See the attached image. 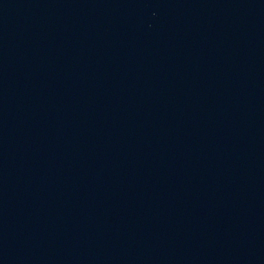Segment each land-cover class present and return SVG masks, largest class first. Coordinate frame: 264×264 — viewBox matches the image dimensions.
<instances>
[{"label": "water", "instance_id": "water-1", "mask_svg": "<svg viewBox=\"0 0 264 264\" xmlns=\"http://www.w3.org/2000/svg\"><path fill=\"white\" fill-rule=\"evenodd\" d=\"M0 113L264 191V0H0Z\"/></svg>", "mask_w": 264, "mask_h": 264}]
</instances>
